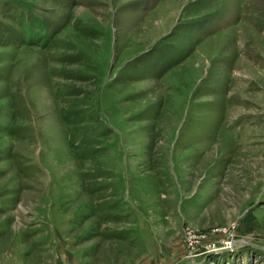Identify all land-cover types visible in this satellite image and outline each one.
<instances>
[{"label": "rangeland", "instance_id": "rangeland-1", "mask_svg": "<svg viewBox=\"0 0 264 264\" xmlns=\"http://www.w3.org/2000/svg\"><path fill=\"white\" fill-rule=\"evenodd\" d=\"M0 264H264V0H0Z\"/></svg>", "mask_w": 264, "mask_h": 264}, {"label": "trees", "instance_id": "trees-1", "mask_svg": "<svg viewBox=\"0 0 264 264\" xmlns=\"http://www.w3.org/2000/svg\"><path fill=\"white\" fill-rule=\"evenodd\" d=\"M41 26H42V25H41ZM42 36H45V35H43V34H42ZM46 37H47V36H46ZM47 38H48V37H47ZM48 40H49V39H47V40L45 41V43H44V44H46V45H47V42H48Z\"/></svg>", "mask_w": 264, "mask_h": 264}]
</instances>
